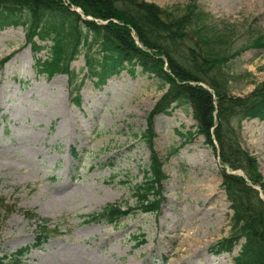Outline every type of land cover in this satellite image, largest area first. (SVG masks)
I'll return each instance as SVG.
<instances>
[{
	"label": "rangeland",
	"instance_id": "obj_1",
	"mask_svg": "<svg viewBox=\"0 0 264 264\" xmlns=\"http://www.w3.org/2000/svg\"><path fill=\"white\" fill-rule=\"evenodd\" d=\"M144 2L176 16L196 6L199 25L221 37L217 50L239 53L223 68L231 96H247L264 82V0ZM95 37L90 32L88 42ZM257 42L263 45L252 46ZM89 44L68 71L48 77L41 64L52 41L36 38L35 48L25 26L0 29L1 256L10 264H235L243 240L231 252H210L230 235L234 212L220 157L195 133L192 105L177 103L150 122L168 89L163 79L124 62L129 69L100 81L105 60L99 45L90 53ZM242 123L241 145L264 177V119ZM148 133L152 148L143 139ZM153 151L164 175L161 207L144 214L135 190ZM110 204L134 213L116 224L88 222ZM41 226L57 235L32 247Z\"/></svg>",
	"mask_w": 264,
	"mask_h": 264
},
{
	"label": "trees",
	"instance_id": "obj_2",
	"mask_svg": "<svg viewBox=\"0 0 264 264\" xmlns=\"http://www.w3.org/2000/svg\"><path fill=\"white\" fill-rule=\"evenodd\" d=\"M74 7L85 17L106 24L82 20L77 11L71 10ZM196 11V6L191 5L182 16H176L144 0H0V29L25 26L27 41L33 46L36 38L51 40V57L41 64L48 77L68 71L69 62L91 43L89 52L99 45L105 60L100 81L106 82L132 64L141 67L142 73L162 78L168 89L156 103L150 122L157 114L173 110L177 103L191 104L196 135L205 137L208 146L220 157L222 186L234 214L230 235L213 245L210 252L216 256L231 252L243 240L235 264H264V177L258 160L243 149L239 132L244 120L264 119V82L247 96H231L229 76L223 68L239 53L217 50L213 43L219 44L221 37L211 36L206 26L199 25L203 16L199 12L194 14ZM83 27L96 35L90 42L87 40L90 32L85 33ZM3 64L0 62V66ZM143 139L153 147L152 134ZM151 160L144 184L135 190L136 209L144 214L156 213L161 207L159 187L164 175L154 151ZM239 170L246 178L232 174ZM132 210L124 212L120 206L110 204L102 213L90 215L88 222L106 220L116 224L133 214ZM54 231L41 226L35 247L47 241ZM27 251L25 248L17 254L22 256ZM8 259L0 254V264H10Z\"/></svg>",
	"mask_w": 264,
	"mask_h": 264
},
{
	"label": "water",
	"instance_id": "obj_3",
	"mask_svg": "<svg viewBox=\"0 0 264 264\" xmlns=\"http://www.w3.org/2000/svg\"><path fill=\"white\" fill-rule=\"evenodd\" d=\"M234 174H237V172H235ZM239 175L243 176V174H239Z\"/></svg>",
	"mask_w": 264,
	"mask_h": 264
}]
</instances>
